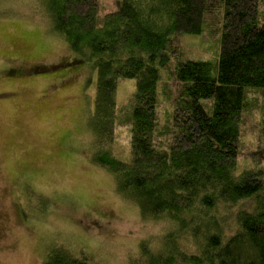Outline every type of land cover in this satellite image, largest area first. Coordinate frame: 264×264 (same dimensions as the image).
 <instances>
[{"label": "trees", "instance_id": "16d2710c", "mask_svg": "<svg viewBox=\"0 0 264 264\" xmlns=\"http://www.w3.org/2000/svg\"><path fill=\"white\" fill-rule=\"evenodd\" d=\"M33 1L96 72L92 161L143 218L168 222L159 246L141 242L128 264H264V165L241 166L256 111L264 144V0H116L108 12L99 0ZM205 31L220 34L219 56H185L183 38ZM127 79L135 92L118 105ZM122 125L129 160L109 148ZM43 264L94 263L60 244Z\"/></svg>", "mask_w": 264, "mask_h": 264}, {"label": "rangeland", "instance_id": "374dc122", "mask_svg": "<svg viewBox=\"0 0 264 264\" xmlns=\"http://www.w3.org/2000/svg\"><path fill=\"white\" fill-rule=\"evenodd\" d=\"M100 1L107 12L115 9L116 0ZM38 8L33 0H0V264H43L60 244L94 264H128L141 242L159 246L168 222L143 218L117 192L115 177L92 161L96 72ZM219 35L187 34L184 55L216 59ZM165 81L161 95L173 86ZM135 89V79L123 80L118 105ZM169 110L163 101L160 111ZM261 115L246 118L241 166L252 158L264 165ZM109 148L130 159L126 127H117Z\"/></svg>", "mask_w": 264, "mask_h": 264}]
</instances>
